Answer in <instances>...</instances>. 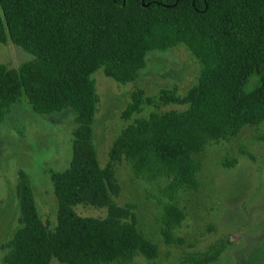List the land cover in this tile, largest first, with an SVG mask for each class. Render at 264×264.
<instances>
[{
    "label": "trees",
    "instance_id": "1",
    "mask_svg": "<svg viewBox=\"0 0 264 264\" xmlns=\"http://www.w3.org/2000/svg\"><path fill=\"white\" fill-rule=\"evenodd\" d=\"M7 40L33 60L17 69L0 64V124L24 95L37 115L71 110L75 126L68 167L49 175L57 204L52 228L38 216L27 174L17 172V227L0 245L3 264H131L136 257L154 263L159 247L138 229L136 206L114 202L119 163L148 184L165 180L160 235L165 245L182 246L174 234L185 218L178 202L182 191L198 189L196 157L264 122V0H0V44ZM179 44L199 67L196 83L182 98L176 87L157 98L132 91L121 113L131 122L100 167L91 75L101 69L116 83L133 82L148 52ZM250 79L255 86L246 91ZM168 104L187 107L133 118L145 106ZM76 205L104 208L106 215L81 217ZM226 247L219 240L186 253L180 264H212Z\"/></svg>",
    "mask_w": 264,
    "mask_h": 264
},
{
    "label": "rangeland",
    "instance_id": "2",
    "mask_svg": "<svg viewBox=\"0 0 264 264\" xmlns=\"http://www.w3.org/2000/svg\"><path fill=\"white\" fill-rule=\"evenodd\" d=\"M31 60L30 53L9 40L0 44V64L17 69ZM145 64L138 78L125 84L106 77L101 69L91 75L99 96L92 129L100 167L109 161L112 141L131 122L123 120L121 113L132 91L140 89L145 96L157 98L161 89L176 87V95L182 98L199 74L196 61L181 44L148 52ZM254 86L250 79L245 90ZM186 107L145 106L133 118L151 112L184 111ZM74 126L71 110L37 115L24 95L0 124V245L17 227L15 185L19 170L30 180L39 218L51 228L56 224L57 204L49 175L68 167ZM196 159L198 189L182 191L178 202L185 218L174 234L184 240L182 246H167L160 235L162 206L158 200L162 198L158 191L165 180L148 184L136 179L124 163L115 164L120 192L114 202L119 206L134 204L138 229L159 247L154 263L136 257L131 264H180L186 253L206 251L219 240L227 247L212 264H264V122L244 127L228 141L210 144ZM73 210L81 217L106 215L104 208L76 205ZM4 254L0 247V264ZM50 264L58 263L52 259Z\"/></svg>",
    "mask_w": 264,
    "mask_h": 264
}]
</instances>
